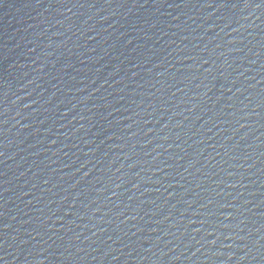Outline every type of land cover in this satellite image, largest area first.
<instances>
[{
    "label": "water",
    "instance_id": "95a60500",
    "mask_svg": "<svg viewBox=\"0 0 264 264\" xmlns=\"http://www.w3.org/2000/svg\"><path fill=\"white\" fill-rule=\"evenodd\" d=\"M0 264H264V0H0Z\"/></svg>",
    "mask_w": 264,
    "mask_h": 264
}]
</instances>
